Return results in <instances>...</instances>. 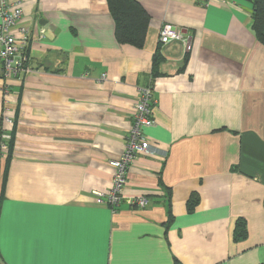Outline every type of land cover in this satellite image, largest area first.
<instances>
[{"label": "crops", "instance_id": "1", "mask_svg": "<svg viewBox=\"0 0 264 264\" xmlns=\"http://www.w3.org/2000/svg\"><path fill=\"white\" fill-rule=\"evenodd\" d=\"M12 1L30 71L4 77L0 64V141L13 131L7 166L0 142V264H264V45L252 2L138 0L149 20L135 47L117 42L107 0ZM164 24L190 43L159 42ZM148 84L150 149L112 209L93 191L110 188Z\"/></svg>", "mask_w": 264, "mask_h": 264}, {"label": "built area", "instance_id": "2", "mask_svg": "<svg viewBox=\"0 0 264 264\" xmlns=\"http://www.w3.org/2000/svg\"><path fill=\"white\" fill-rule=\"evenodd\" d=\"M213 1L222 4L226 0ZM20 16L21 9L19 2L0 0V64L4 77L15 76L30 71L27 51L29 36L27 30L21 29L22 35L20 38H16L10 33V27L15 24ZM158 39L163 44L168 43L170 40H180L183 45L190 43L189 40L183 37L181 29L170 24L162 25ZM151 97L152 87L150 85L143 87L134 105V124L126 137L125 148L119 157L110 162L113 167L112 184L106 192L93 191L97 203L107 204L112 209L118 205L122 200L121 190L126 183L129 164L139 152H147L150 149L149 143L142 136L140 127L143 125L149 126L153 123ZM146 202L147 198L145 196L133 198L131 201V203L139 207L145 206Z\"/></svg>", "mask_w": 264, "mask_h": 264}, {"label": "trees", "instance_id": "3", "mask_svg": "<svg viewBox=\"0 0 264 264\" xmlns=\"http://www.w3.org/2000/svg\"><path fill=\"white\" fill-rule=\"evenodd\" d=\"M252 2V28L258 41L264 45V0H250ZM109 12L114 20V35L118 43L129 44L135 47H142L146 31L148 27L149 15L138 0H107ZM187 54L183 58V63L186 61ZM163 61L162 55L159 53V48L153 55L152 73H159L158 67ZM150 85V84H148ZM2 137V136H1ZM13 131L9 134V138H1L2 144L8 149V154L5 160V166L11 157ZM198 202L194 194H191L187 200V207L194 208ZM236 239H241L246 236L245 224L237 222L234 229ZM175 264H181L178 260Z\"/></svg>", "mask_w": 264, "mask_h": 264}]
</instances>
